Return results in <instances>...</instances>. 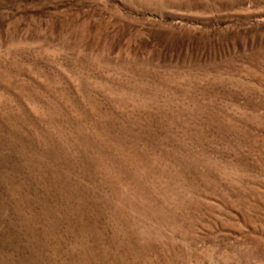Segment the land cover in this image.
Listing matches in <instances>:
<instances>
[{
	"label": "rangeland",
	"instance_id": "374dc122",
	"mask_svg": "<svg viewBox=\"0 0 264 264\" xmlns=\"http://www.w3.org/2000/svg\"><path fill=\"white\" fill-rule=\"evenodd\" d=\"M0 264H264V0H0Z\"/></svg>",
	"mask_w": 264,
	"mask_h": 264
}]
</instances>
